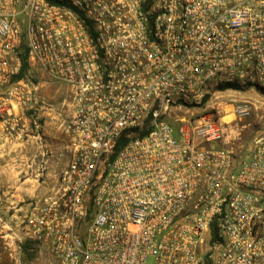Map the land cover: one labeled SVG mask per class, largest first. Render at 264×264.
Wrapping results in <instances>:
<instances>
[{"label": "built area", "instance_id": "2783aa9c", "mask_svg": "<svg viewBox=\"0 0 264 264\" xmlns=\"http://www.w3.org/2000/svg\"><path fill=\"white\" fill-rule=\"evenodd\" d=\"M247 87L264 0H0V128L63 134L25 239L54 264H264V132L236 146L252 105L190 112Z\"/></svg>", "mask_w": 264, "mask_h": 264}, {"label": "rangeland", "instance_id": "374dc122", "mask_svg": "<svg viewBox=\"0 0 264 264\" xmlns=\"http://www.w3.org/2000/svg\"><path fill=\"white\" fill-rule=\"evenodd\" d=\"M56 89L57 87H53L52 91L46 94V98L59 97L57 101H61L63 96L57 94ZM237 103L252 105L251 116L243 121L246 126L243 130V137L236 144L241 156L246 157L253 139L264 132L263 88L247 87L240 90L213 93L207 96L201 108L190 112H194L193 116L197 117L199 116L197 114L207 113L215 107L219 108L221 117H225L232 112L233 105ZM188 117H192V115L188 114ZM176 137L178 138L177 134ZM4 153V155H0V264H54V259L46 250L40 249L24 237L21 225L22 215L19 213L18 217L15 215V210L12 208L8 197H10L12 190H15L14 184L23 181V176L29 178L30 174L22 172L18 174L20 179L17 178L11 169L12 165L15 164L17 151L12 150L11 153Z\"/></svg>", "mask_w": 264, "mask_h": 264}, {"label": "crops", "instance_id": "0c3cea01", "mask_svg": "<svg viewBox=\"0 0 264 264\" xmlns=\"http://www.w3.org/2000/svg\"><path fill=\"white\" fill-rule=\"evenodd\" d=\"M42 133L43 140L41 141L34 137L10 139L4 135L0 128V155L16 150L15 164L11 167L12 172H15L17 178H19L18 174L22 172L30 174L29 178L23 176V181L14 184L15 190H12L10 197H8L17 217L18 213L19 215L23 214V210L26 209L30 199L43 194L46 189L54 184L60 167L63 165L60 161L56 163L54 158L49 156L51 149L57 151L63 143L59 121L44 123ZM45 161L48 164L47 175L49 179H47V183L49 184L47 186L41 184V179L38 177V168Z\"/></svg>", "mask_w": 264, "mask_h": 264}, {"label": "bare ground", "instance_id": "6f19581e", "mask_svg": "<svg viewBox=\"0 0 264 264\" xmlns=\"http://www.w3.org/2000/svg\"><path fill=\"white\" fill-rule=\"evenodd\" d=\"M233 119H234V114H233V113H230V114L226 115L225 117H223V120H224L225 122H230V121H232Z\"/></svg>", "mask_w": 264, "mask_h": 264}]
</instances>
